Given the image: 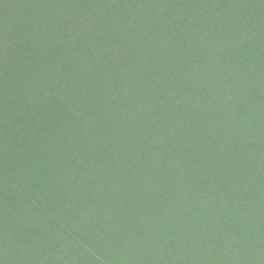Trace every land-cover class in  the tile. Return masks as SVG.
I'll use <instances>...</instances> for the list:
<instances>
[{"label":"trees","instance_id":"obj_1","mask_svg":"<svg viewBox=\"0 0 264 264\" xmlns=\"http://www.w3.org/2000/svg\"><path fill=\"white\" fill-rule=\"evenodd\" d=\"M0 264H264V0H0Z\"/></svg>","mask_w":264,"mask_h":264}]
</instances>
